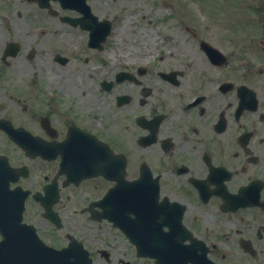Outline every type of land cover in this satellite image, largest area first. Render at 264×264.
Wrapping results in <instances>:
<instances>
[{
	"label": "flooded vegetation",
	"instance_id": "flooded-vegetation-1",
	"mask_svg": "<svg viewBox=\"0 0 264 264\" xmlns=\"http://www.w3.org/2000/svg\"><path fill=\"white\" fill-rule=\"evenodd\" d=\"M27 4L26 10L41 11L28 18L47 28L28 34L24 50L21 44L10 62L13 73L0 70L2 97L6 90L16 95L3 99L11 100L14 111H25L21 122H10L49 143L61 142L70 129L91 136L93 145H87L95 150V159L108 165L104 172L110 168L109 175L101 169L102 174L81 184L94 181L95 192L102 188L101 192L83 202L84 190L73 188L64 193V200L72 196L78 207L82 203L86 209L117 182L119 171L122 181L135 180L143 188L131 191L154 202L156 196L174 217L168 220L174 227L165 224L163 231L183 225L190 238L203 241L215 263L264 264V62L259 64L264 54L247 57L218 37L211 41L192 32L165 39L175 41L168 53L157 50L155 55L128 57L126 66L110 61L102 67L104 58L94 47L87 50L86 38L81 46L64 30L70 26L62 15L78 14L76 9L62 10L59 2H52L48 10L35 2ZM202 40L217 47L218 60L209 58ZM74 54L80 61L67 68L70 74L59 66L50 68L52 63L68 66ZM91 59L99 63H88ZM86 64L98 66L89 70ZM17 68L27 71L21 84L16 83ZM42 79L53 91L47 97L32 90ZM86 142L83 139L78 146L85 149ZM17 160L46 170L45 179L55 175L61 158L58 154L44 161L24 155ZM65 203L59 201V211L67 209ZM22 216L29 222L27 200ZM103 223L98 225L101 232L113 228ZM114 252L112 258L123 264L121 254ZM107 258L112 259L110 253Z\"/></svg>",
	"mask_w": 264,
	"mask_h": 264
},
{
	"label": "rangeland",
	"instance_id": "rangeland-1",
	"mask_svg": "<svg viewBox=\"0 0 264 264\" xmlns=\"http://www.w3.org/2000/svg\"><path fill=\"white\" fill-rule=\"evenodd\" d=\"M95 12H102L103 8H110L115 11V17L112 18L114 28L107 44L102 51L93 50L95 53L101 55V59L105 61L112 57H144L142 54H155L156 48L166 46L168 43L163 39L165 36L189 35L186 28L201 27L197 30L200 33L208 34L212 38L218 37L220 40L229 44L231 47L241 49V51H249L252 54H257L260 51L257 39L264 35V0H89ZM26 0H0V3L11 10V19H4L0 13V46L3 44L5 37H10L22 44V51L24 44L28 43V34L31 33L32 25L39 24V20H30L29 18L39 15L41 11L34 9H27L28 4ZM105 6V7H102ZM20 10L22 16L18 17L17 12ZM29 17V18H28ZM66 32L73 37L75 41L82 44V40L86 34L78 27H65ZM16 33L20 37L15 36ZM235 34L236 41H232L231 35ZM244 35V43L239 41V38ZM215 36V37H213ZM241 36V37H240ZM264 39V37H262ZM217 39V38H216ZM225 39V40H224ZM253 40V41H252ZM56 49L55 47L53 48ZM154 50L153 53L151 51ZM39 51L37 50V53ZM42 52V51H41ZM39 52V53H41ZM43 56V55H42ZM40 56V57H42ZM85 58V56H84ZM100 59V60H101ZM99 59L89 60L88 63L98 62ZM74 61L79 62L77 55L71 57L70 64L62 67L58 64H51L50 68L55 69L56 66L62 68L67 74L68 67H76ZM87 63V64H88ZM86 64V66H87ZM5 73H13L12 65H3ZM15 69V68H13ZM16 83L21 84L26 78V69L17 68ZM2 72V71H1ZM16 73V72H15ZM29 73V72H28ZM75 77V75H74ZM74 80V78H73ZM33 90L36 86L33 85ZM66 92H70L67 88ZM110 100V98H107ZM21 104V102H20ZM19 104V106H20ZM8 113L13 115V119L21 122L24 117V109L16 112L10 107ZM94 181H89V184L79 186L85 192L86 202L88 198L101 192V189L96 193L94 190ZM91 190V191H90ZM81 194V192H79ZM78 203H81L78 201ZM80 204L77 215H70L68 221L74 219L82 223L77 230H70L72 234L79 237L83 235L86 244H90L95 256V263L97 264H117L116 259H111L106 262L98 253V249L109 240H116L113 232H101L98 224L93 223L85 218L84 213L80 212ZM97 241L100 243L95 245ZM109 246V245H108ZM105 247V246H104ZM124 244L120 242L118 248L112 249L114 257L118 250L121 254ZM135 253L128 252L127 249L121 254V259L129 260L133 264H153L151 261L140 258L137 259ZM133 255V258H131Z\"/></svg>",
	"mask_w": 264,
	"mask_h": 264
},
{
	"label": "water",
	"instance_id": "water-1",
	"mask_svg": "<svg viewBox=\"0 0 264 264\" xmlns=\"http://www.w3.org/2000/svg\"><path fill=\"white\" fill-rule=\"evenodd\" d=\"M107 32V29L104 30V33ZM48 255H51V253H48ZM60 264H69L68 262H64V263H60ZM81 264H86L85 262L81 263Z\"/></svg>",
	"mask_w": 264,
	"mask_h": 264
}]
</instances>
